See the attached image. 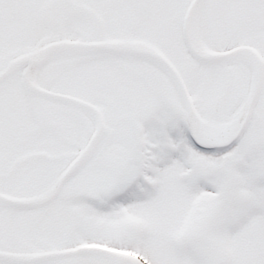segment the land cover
Returning <instances> with one entry per match:
<instances>
[{"label": "snow or ice", "instance_id": "snow-or-ice-1", "mask_svg": "<svg viewBox=\"0 0 264 264\" xmlns=\"http://www.w3.org/2000/svg\"><path fill=\"white\" fill-rule=\"evenodd\" d=\"M0 264H264V0H0Z\"/></svg>", "mask_w": 264, "mask_h": 264}]
</instances>
